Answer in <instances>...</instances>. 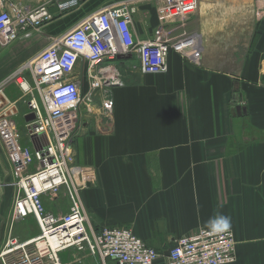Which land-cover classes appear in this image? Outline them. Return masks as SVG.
Masks as SVG:
<instances>
[{"label":"crops","instance_id":"0c3cea01","mask_svg":"<svg viewBox=\"0 0 264 264\" xmlns=\"http://www.w3.org/2000/svg\"><path fill=\"white\" fill-rule=\"evenodd\" d=\"M64 1L5 0L28 10L47 3L54 18L2 52V82L53 38L109 6L135 7L139 41L158 31L166 44L192 41L184 54L169 51L164 74H141L134 53L107 64L123 81L110 89L111 115L98 112V101V114L81 108L72 154L89 177L81 198L91 231L129 229L164 255L178 238L227 225L237 242L235 264H264V0H197L187 20L170 23H159L151 0H76L73 10L59 14ZM83 86L85 92L86 80ZM4 92L9 98L10 89ZM10 172L0 141L1 185ZM13 201L0 194V253L6 243L16 247L39 235L34 218L11 221ZM45 206L60 214L69 202L61 196ZM57 257L59 264H102L87 251ZM38 259L35 264H54L44 255ZM8 260L19 263L20 251Z\"/></svg>","mask_w":264,"mask_h":264},{"label":"built area","instance_id":"2783aa9c","mask_svg":"<svg viewBox=\"0 0 264 264\" xmlns=\"http://www.w3.org/2000/svg\"><path fill=\"white\" fill-rule=\"evenodd\" d=\"M151 1H155L159 23L183 22L197 7V0ZM76 6V0L61 2L57 13H66ZM135 11L134 6L122 4L90 14L53 38L1 84L4 87L13 82L28 97V113L34 119L25 123L24 132L28 140L36 137L38 148L22 145L20 133L9 123L11 116L2 117L14 104L8 105L0 112V140L6 146L12 169L13 180L6 186L16 192L12 219L22 221L33 216L40 229L37 238L24 244L11 248L9 245L14 242H9L0 253L2 264H9L6 257L14 250L21 253V261L16 264H35L39 262L38 255L56 262L57 254L68 249L87 251L102 264L106 261L114 264L235 263L236 241L229 226L199 228L189 236L178 238L164 255L147 247L129 229L104 227L94 233L89 228L81 200V191L86 188L89 177L75 165L72 154V138L81 108L84 106L86 113L91 112L98 101V112L111 115L110 89L123 86V81L120 73L107 64L134 53L141 74L160 75L167 71L170 50L184 54L192 47L191 37L166 44L160 31L149 40H137ZM53 18L47 3L28 10L0 0V47L26 40ZM83 80L87 81L85 92ZM61 193L69 201L68 212L47 211L43 199L55 198Z\"/></svg>","mask_w":264,"mask_h":264},{"label":"rangeland","instance_id":"374dc122","mask_svg":"<svg viewBox=\"0 0 264 264\" xmlns=\"http://www.w3.org/2000/svg\"><path fill=\"white\" fill-rule=\"evenodd\" d=\"M3 49H5V50H3ZM2 52H4L5 54H9L10 51L8 52L6 48H0V55L2 54ZM0 62H1V56H0ZM2 81H3V77L0 75V91L2 92V94H4V93L6 94V92H4V88H7L8 90L10 89L11 95H9V98H7V99H8V102L11 105L13 104L12 102H14L17 97H19V98L21 97V99L25 100V104L23 102H20L19 105H16L17 109H18V115L14 118V121L16 122V125H17L16 126V131L18 130V132L21 135L22 145H26V146L30 147L31 144H30L29 140H27V138L25 137L24 121H23V118H22L23 115L28 113V109H27V105H26V101H27L28 97H25L23 95V93L21 92L20 88L18 86H16V84L13 83V82L5 84L7 86L2 88L3 87V85H1L3 83ZM93 110H95V111L91 113L92 115L98 114L97 110L95 108H93ZM0 188H1L0 189V194L13 195V198H14V189L13 188H4L2 185H1ZM4 189H8V191H4Z\"/></svg>","mask_w":264,"mask_h":264},{"label":"water","instance_id":"95a60500","mask_svg":"<svg viewBox=\"0 0 264 264\" xmlns=\"http://www.w3.org/2000/svg\"><path fill=\"white\" fill-rule=\"evenodd\" d=\"M7 105H8V101L5 99V97L2 95V94H0V112H2L6 107H7ZM18 114V110H17V108L15 107V106H13L12 108H11V111H6L5 112V114L2 116V117H9V116H11V115H17ZM34 119V117H33V115L32 114H28V115H25L24 116V120H25V122H30V121H32ZM35 140H36V137H31L30 138V142H31V144H32V147L34 148V149H38L37 148V146H36V144H35ZM89 186V185H88Z\"/></svg>","mask_w":264,"mask_h":264},{"label":"trees","instance_id":"16d2710c","mask_svg":"<svg viewBox=\"0 0 264 264\" xmlns=\"http://www.w3.org/2000/svg\"><path fill=\"white\" fill-rule=\"evenodd\" d=\"M160 264V263H159Z\"/></svg>","mask_w":264,"mask_h":264}]
</instances>
